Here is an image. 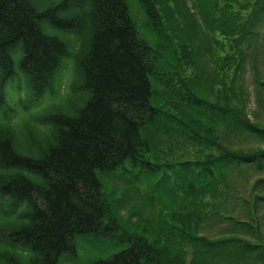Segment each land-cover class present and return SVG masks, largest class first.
<instances>
[{
  "label": "trees",
  "instance_id": "16d2710c",
  "mask_svg": "<svg viewBox=\"0 0 264 264\" xmlns=\"http://www.w3.org/2000/svg\"><path fill=\"white\" fill-rule=\"evenodd\" d=\"M139 1L147 15H157L155 0ZM197 1L205 29L193 37L203 41L205 54L216 55V69L221 59L230 62L229 71L220 68L221 79H204L197 59L187 54L180 58L176 46L175 58L167 63L159 59L163 43L152 45L137 37L126 0H0V264H60V256L75 249L79 234L118 236L112 213L117 204L104 198L96 172L125 168L128 157L149 175L164 164V177L181 192L177 220L168 226L176 241L165 244L177 252L160 247L157 237L145 231L124 230L119 236L128 247L95 264H264L262 216L257 215L264 203V176H253L248 198L243 194L250 176L244 181L236 177L239 170L264 171V127L247 116L244 85L238 91L229 73L234 61L236 70L241 68L259 37L264 0ZM59 30L76 33L61 38ZM169 39L174 45V38ZM206 39H213L219 52ZM66 58L73 59L78 72L73 90L85 93L75 114L26 118L13 111L8 86L18 80V99L29 112L32 102L60 77ZM170 65V71H163ZM154 77L163 82L166 108L154 101ZM25 87L30 103L20 95ZM186 100L198 110H186ZM172 108L187 113L183 118ZM219 123L221 129L216 128ZM47 126L51 139L45 144ZM151 128L162 135L152 136ZM236 134L251 136L255 143L233 147ZM164 136H175L190 155L152 160L151 148L164 149ZM234 178L238 188L232 192ZM235 196L248 220L232 211L229 201ZM209 223L221 224L223 232L212 236L199 231ZM240 227L245 234L236 232ZM184 245L190 248L189 260Z\"/></svg>",
  "mask_w": 264,
  "mask_h": 264
},
{
  "label": "rangeland",
  "instance_id": "374dc122",
  "mask_svg": "<svg viewBox=\"0 0 264 264\" xmlns=\"http://www.w3.org/2000/svg\"><path fill=\"white\" fill-rule=\"evenodd\" d=\"M156 1V13L155 16L147 15L144 11V8L139 0H126L130 9V15L135 24L137 37L139 39L146 40L148 44L154 45V43H163V47H159L164 51L163 56H160L159 59H164L163 62L167 63L166 59H173L175 57V49H172V46H176L178 50V55L180 58L187 57L197 59L196 65L199 69L202 70L204 79L212 80L214 75H217V78L221 79L222 76L219 75L220 68L222 71H229L227 68L231 66L230 62L227 64L225 59H221L223 64L218 66L216 55L212 56L204 53L203 41L200 38H194V34L203 33L205 29V23L202 21L201 12L197 0H155ZM219 5V0H213ZM218 10L216 9V12ZM203 30V31H202ZM259 37L256 39L252 45L247 49L246 58L241 62V68L236 70L235 61L234 72H229L234 77V83H237V90L241 89V83L244 85V102H245V111L247 116L253 120L257 121L264 127V85L260 84L258 81H264V18L258 26ZM76 30L73 31H63L59 30V37L64 38L65 36H70L74 38ZM174 34L172 36L171 34ZM167 36V42L164 43L162 38ZM174 38V45L169 39ZM165 38V37H164ZM207 40V39H206ZM66 42V40H64ZM208 42L212 41L215 49H212L214 52H219L216 49L215 41L207 40ZM167 45V46H166ZM219 58V57H218ZM65 67L60 75L57 77L51 86V89H47L44 94L36 101H33L30 105V111L25 112L23 107L20 104L18 99V93L16 92L15 85L18 83L16 80L13 86H8L7 90V101L9 106L15 112H19L20 116L30 118H36L43 116L46 113H65V114H75L78 107L82 105L85 98V93L83 88H79V91L73 90L71 83H76L78 80V72L75 68L73 59L66 58L64 60ZM171 70V65L166 66V69L163 71ZM236 73V74H235ZM194 74V72H192ZM230 76L228 73L226 74ZM191 78L192 75H189ZM196 81L195 78H192ZM197 82V81H196ZM21 83L25 85V81L22 79ZM200 86V81L198 82ZM153 95L156 105L166 108V103L168 98L164 91L163 82L158 78L154 77L152 80ZM238 93V92H237ZM22 97L25 98L26 103H30L27 88H23L20 93ZM207 99L214 100V97L210 94L206 95ZM187 103H190L189 100H186ZM197 104L191 102L186 104L184 108L189 112L194 109ZM233 105L241 106L238 102L233 101ZM170 110L179 113L183 118L184 114L187 111L181 113L179 108H172ZM198 122L197 119H194ZM28 121V120H27ZM26 122V121H24ZM23 122V123H24ZM172 126H175L177 122L172 121ZM199 123V122H198ZM200 124V123H199ZM219 123V128L223 127ZM46 127V126H45ZM208 128L210 126L208 125ZM151 128L149 132L152 136H160L157 134L156 130ZM162 132V133H168ZM46 134L43 137V142L48 143L51 139L50 128L47 126ZM166 142L164 144V149H153L151 148L152 160L160 162L157 156L165 157V159H174L179 157L189 156V147L175 143V136L169 138L164 136ZM233 147L239 146L249 147L255 143V139L251 136L243 135H234L232 137ZM184 155V156H183ZM132 159L130 157L126 158L123 164L125 168H117L113 171L108 170H99L96 172L99 177L102 187L101 191L104 198L114 204H117L116 207L112 206V213L115 216V219L118 221L119 229H116L118 236H107V235H96L94 233H82L75 237L74 245L75 249L70 252H66L60 256V264H95V260L102 259L107 255L119 251L123 248L128 247L129 243L121 240L119 234L127 230L130 234L142 233L145 231L149 237H157L159 240L158 245L164 247V249L171 247L174 252H177V248L174 246L165 245L166 241L174 240V236L169 232L168 226L174 218L176 204L182 199V194L179 190L173 189V180L171 178L164 177L166 168L164 164H160L157 168L156 175L145 174L143 170H139L140 165L131 164ZM178 162V161H177ZM177 166H174V169H177ZM125 169V170H124ZM139 170V173H138ZM142 172V173H140ZM247 173V174H241ZM241 174V175H240ZM138 178H137V176ZM250 176L249 185L244 188L243 196L247 198L250 197V193L253 191L251 180L253 176H264L263 172H254V170H248L243 172L239 170L236 173V177L244 181L247 176ZM238 188V183L234 178V187ZM257 190L255 189V192ZM263 192V189H260ZM229 203L233 206V212L240 216H245L242 219L248 220V216L245 211V206L241 198L233 197L230 198ZM170 208V210H169ZM169 210V215H165L166 211ZM171 214H173L171 216ZM132 215V216H131ZM258 217L261 218V234L264 235V203L261 205L258 211ZM225 226L228 225L227 220L222 221ZM221 222V223H222ZM222 223V224H223ZM200 227L201 232L204 234L216 236L222 233L221 224H204ZM225 232L228 231L226 228ZM236 232L245 234L244 229L237 228ZM248 237H252L251 233H247ZM254 240V239H253ZM256 241V239H255ZM176 243V242H175ZM174 243V244H175ZM183 250L186 252V260H189V251L190 248L184 245Z\"/></svg>",
  "mask_w": 264,
  "mask_h": 264
}]
</instances>
